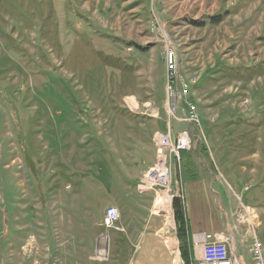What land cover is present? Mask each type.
<instances>
[{
    "label": "rangeland",
    "instance_id": "obj_1",
    "mask_svg": "<svg viewBox=\"0 0 264 264\" xmlns=\"http://www.w3.org/2000/svg\"><path fill=\"white\" fill-rule=\"evenodd\" d=\"M170 45L200 118L173 135L220 146L234 203L264 222V0H0V264L95 253L114 193L169 133Z\"/></svg>",
    "mask_w": 264,
    "mask_h": 264
},
{
    "label": "crops",
    "instance_id": "obj_2",
    "mask_svg": "<svg viewBox=\"0 0 264 264\" xmlns=\"http://www.w3.org/2000/svg\"><path fill=\"white\" fill-rule=\"evenodd\" d=\"M178 55L182 68L179 52ZM216 150L209 145L195 143L190 151L181 153V161L174 168L169 190H144L141 183L158 160L156 152L155 163L145 168L142 176L125 177L122 193H114L113 206L119 208L121 217L112 227L103 223L97 226L108 230L99 232L98 229L97 242L90 241V246L96 247L95 253L84 250L85 247L80 253H74L72 247H67V262L78 264L77 260L80 259L81 264H186L183 254L187 251L190 264H198L202 258L204 237L211 234L219 240L229 237L231 252L241 257L243 264H254L250 251L254 241L252 234L255 232L259 239L264 222L259 220V213L253 206L245 205L242 201L247 218L243 223L235 221L241 206L234 203L228 189L233 190L232 187L221 180L224 155L220 146ZM132 188L137 195L134 199L133 194L128 192ZM163 196L170 197L167 208L157 205L158 199ZM178 196L184 198L182 230L174 208V200ZM125 202L128 205L123 209ZM101 248L107 249L109 258L106 262L95 257L100 252V255L104 254Z\"/></svg>",
    "mask_w": 264,
    "mask_h": 264
},
{
    "label": "built area",
    "instance_id": "obj_3",
    "mask_svg": "<svg viewBox=\"0 0 264 264\" xmlns=\"http://www.w3.org/2000/svg\"><path fill=\"white\" fill-rule=\"evenodd\" d=\"M164 55L166 66V115L169 133L168 135L158 134L156 137L158 160L142 180L141 185L144 190H169L174 168L181 161V153L192 149L195 136L188 130H182L173 139V122L186 123L191 127L200 125L197 103L192 99L197 79H191L183 73L179 65L176 48L173 45L167 47ZM129 108L131 109L130 106ZM166 140L169 143L164 142ZM178 197L184 203V198L182 196ZM238 216L241 223L246 220V207H243ZM120 217L121 213L118 207H108L103 224L112 227L119 222ZM252 235L254 237L250 248L252 260L254 264H264V246L255 232ZM230 243L229 237L219 240L211 234L205 235L202 245V258L198 264H243L241 257L231 252Z\"/></svg>",
    "mask_w": 264,
    "mask_h": 264
},
{
    "label": "trees",
    "instance_id": "obj_4",
    "mask_svg": "<svg viewBox=\"0 0 264 264\" xmlns=\"http://www.w3.org/2000/svg\"><path fill=\"white\" fill-rule=\"evenodd\" d=\"M213 21L215 22H221V19L219 16L214 17ZM174 208H175V213H176V220L181 226V230L184 228V212H183V207H182V201L179 198H175L174 200ZM183 258L186 264H190V255L187 251L184 252Z\"/></svg>",
    "mask_w": 264,
    "mask_h": 264
},
{
    "label": "bare ground",
    "instance_id": "obj_5",
    "mask_svg": "<svg viewBox=\"0 0 264 264\" xmlns=\"http://www.w3.org/2000/svg\"><path fill=\"white\" fill-rule=\"evenodd\" d=\"M169 203H170V197L168 196H163V197H160L158 199V202H157V205L160 206V205H163L164 207L167 208V206H169ZM178 241V240H177ZM179 262V261H178ZM180 263V262H179Z\"/></svg>",
    "mask_w": 264,
    "mask_h": 264
}]
</instances>
